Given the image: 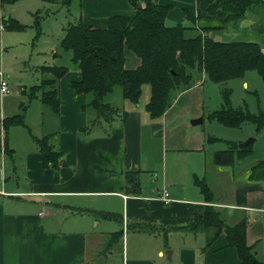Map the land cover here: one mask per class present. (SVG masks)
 Here are the masks:
<instances>
[{
    "label": "crops",
    "instance_id": "crops-1",
    "mask_svg": "<svg viewBox=\"0 0 264 264\" xmlns=\"http://www.w3.org/2000/svg\"><path fill=\"white\" fill-rule=\"evenodd\" d=\"M22 1L33 6L28 13L40 3L52 14L65 10L71 15L73 8L76 22L103 29L111 16L133 15L132 2L142 8L147 0L16 4ZM151 1L168 8L167 25L199 23L197 0ZM9 12L19 22L14 11ZM44 20H49L48 14ZM229 22L233 24L227 31L234 36L247 33V40L263 42L261 9H248L238 21ZM229 22L223 25L214 16L208 18L209 25L223 27L214 34L215 40L221 39L218 33ZM62 24L66 20L60 33L69 25ZM56 46H51L52 52ZM123 56L126 69L139 66V58L130 50L124 49ZM74 65L58 81L59 110L51 112L54 121L48 127L53 129L49 143L62 152L58 167L43 166L36 141L40 138L31 132L18 129L19 134L7 135L2 126L5 116L0 115V264H236V249L228 245L224 230L198 224L205 206H212L228 226L245 220L246 243L256 258H264V175L251 177L249 169L256 164L245 169L239 162L234 171L240 159L225 166H216L213 157L208 162L204 125L216 122L207 115L219 108L221 89H228V81L215 84L196 73L193 85L177 94L155 119L145 111L150 91L143 85L138 103L121 96L119 106L108 103L117 109L112 120L90 125L95 112L88 115L89 108L82 107L86 96L71 88V82L80 79ZM239 80L249 92L246 76ZM36 91L31 90L29 97L41 103ZM198 118L201 123L190 124ZM128 177L138 180L136 191L127 184ZM196 179L211 192L209 202ZM217 190H225L226 200L216 197ZM164 193L168 203L161 199Z\"/></svg>",
    "mask_w": 264,
    "mask_h": 264
},
{
    "label": "trees",
    "instance_id": "trees-1",
    "mask_svg": "<svg viewBox=\"0 0 264 264\" xmlns=\"http://www.w3.org/2000/svg\"><path fill=\"white\" fill-rule=\"evenodd\" d=\"M18 1L21 0H0V6ZM197 2V19H205L206 25H167L165 16L168 8L147 0L142 8L132 2L135 5L133 15L108 18L106 28H92L80 21L70 23L65 28L59 45L70 52L71 61L80 73V79L72 81L71 88L77 94L86 96L87 102L82 107H90L95 112L96 117L90 125L100 120L108 122L117 113V109L103 101L115 86L120 87L124 100L136 104L141 96L142 86L148 85L150 95L145 111L152 119L162 116L177 94L193 85L196 73L204 74L212 83L224 84L231 79L242 78L247 71H256L264 87V39L263 42L251 39L230 42L215 40L213 36L223 28L222 24L215 26L207 23L210 16L221 20L223 25L230 20L238 21L246 10L252 8L261 9L264 13V0ZM25 27L11 17L0 20V28L4 30L22 31ZM124 49L130 50L139 58V66L135 69L124 67ZM41 69L47 70L51 76L43 79L38 87L43 89L40 101L54 114H58V81L67 72V68L43 66ZM32 89L35 90L36 86ZM220 94L221 104L218 109L208 113V120L228 127H239L248 121L257 132L264 127V110L252 114L245 105H233L227 88H222ZM22 124L21 114L2 120L4 131L9 126ZM36 141L43 166L58 167L62 162V152L49 143L47 136ZM250 154V144H231L227 149L214 153L213 163L216 166L232 165L235 159H243ZM260 174L264 175V160L256 163L250 173L253 178L261 177ZM195 183L209 202L211 192L204 181L196 179ZM127 184L133 191L138 189L136 178L128 177ZM197 219L203 228L214 226L219 232L224 230L228 245L236 249V264H264L246 243L245 220L228 226L212 206H205L203 216Z\"/></svg>",
    "mask_w": 264,
    "mask_h": 264
},
{
    "label": "rangeland",
    "instance_id": "rangeland-1",
    "mask_svg": "<svg viewBox=\"0 0 264 264\" xmlns=\"http://www.w3.org/2000/svg\"><path fill=\"white\" fill-rule=\"evenodd\" d=\"M41 6L40 3V5L35 7L37 10H33L32 13H28L27 9L33 6L27 7L25 1L0 6V20L2 19L1 15L5 18L11 15L9 10L12 9L18 17L19 23L26 26L22 31L0 30V71L9 89L6 94L0 93V115L2 114V116L8 118L21 114L23 120L22 125L9 126L7 135L14 132L19 134L17 131L19 129L20 131L27 130L31 132L36 138H42L43 136L53 137V134H51L53 129L48 128L50 120L54 121L53 117H51L52 111L45 105H41L39 101L30 99L29 94L33 90L32 87L36 86V95L40 96L43 89L38 87L43 83V79L45 80L51 76L47 70L43 71L41 67L63 66L70 69V66L74 65L71 61L70 52L62 49L56 39L59 41L61 34L64 33V31L60 33L61 23L66 20V24H62L64 28L70 23H76V11L72 8L70 11L71 15L65 10H57L52 14ZM46 14L49 15L48 21L44 20ZM11 16L12 18L14 17L13 15ZM188 23L190 24L185 25H194L190 21ZM232 24L229 22L225 25L226 29L218 33L220 38L227 42L236 39L245 40L246 38L244 37H248L249 34L240 33V35L234 36L233 33L227 31ZM199 25H206V20L201 18ZM213 39L215 38L213 37ZM56 44V49L52 52L51 49L53 48L51 46L55 47ZM68 55L70 60L67 58ZM71 67L73 68V66ZM245 76L249 83V92L243 90L239 80L241 78L231 79L227 83L231 92L230 98L232 101L240 103L239 105H245L250 113L258 114L260 112L259 107L264 108L263 82L256 71H247ZM253 92H255V95L252 94ZM120 100L121 89L119 86H115L111 93L107 94L103 99L105 103H110L114 106H119ZM88 108L87 114L91 115L93 109ZM204 127L207 132V138H215L213 142L209 139L206 142L209 163L212 161L213 151L225 150L231 144H244L249 139H253L250 143L252 155L240 159L241 161L235 159L238 165L233 168L234 171H237L236 168L240 163H243V168L248 169L259 161L264 160V127L257 132L254 125L248 121L243 122L239 127L223 126L217 122L204 125ZM44 128L49 133L44 134ZM210 167H212L211 164ZM250 172L251 170L249 169ZM236 176L238 175L234 174V177ZM225 187H228V185ZM224 191L220 193L217 190L216 197L226 200ZM257 259L264 262V258L260 256Z\"/></svg>",
    "mask_w": 264,
    "mask_h": 264
},
{
    "label": "built area",
    "instance_id": "built-area-1",
    "mask_svg": "<svg viewBox=\"0 0 264 264\" xmlns=\"http://www.w3.org/2000/svg\"><path fill=\"white\" fill-rule=\"evenodd\" d=\"M9 92L8 85L6 80L3 78L2 73L0 72V93L6 94ZM164 203H168L169 199L167 198V193L163 194V197L161 198Z\"/></svg>",
    "mask_w": 264,
    "mask_h": 264
},
{
    "label": "water",
    "instance_id": "water-1",
    "mask_svg": "<svg viewBox=\"0 0 264 264\" xmlns=\"http://www.w3.org/2000/svg\"><path fill=\"white\" fill-rule=\"evenodd\" d=\"M201 122H202V119H201V118H198V119H194V120H192V121L190 122V124H191V125H196V124H199V123H201ZM252 141H253V139H249V140H247L246 142H244L243 145H248V144H250Z\"/></svg>",
    "mask_w": 264,
    "mask_h": 264
}]
</instances>
